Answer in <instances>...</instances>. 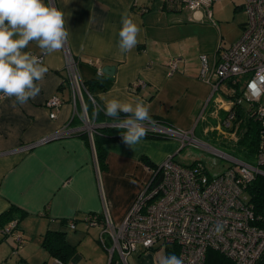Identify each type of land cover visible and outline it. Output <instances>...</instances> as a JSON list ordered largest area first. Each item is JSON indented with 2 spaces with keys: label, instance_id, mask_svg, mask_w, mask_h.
<instances>
[{
  "label": "crops",
  "instance_id": "obj_1",
  "mask_svg": "<svg viewBox=\"0 0 264 264\" xmlns=\"http://www.w3.org/2000/svg\"><path fill=\"white\" fill-rule=\"evenodd\" d=\"M225 1L236 2L212 0L210 10L214 4L222 6ZM52 3L64 12L70 36L62 50L52 54L41 52L34 42L25 49L48 67L39 95L15 107L14 98L0 96V214L16 206L22 211L18 233L24 228L32 237L43 238L47 230L64 231L76 253L82 241L95 238L100 243L98 224L103 216L107 214L117 224L123 221L153 170L169 155L176 161V153L182 149L180 142L176 138L146 135L139 144L128 148L121 141L123 131L110 127H100L92 138L82 131L35 142L66 125L80 126L84 113L90 120H111L103 111L93 115L97 105L103 109L102 97L120 100L139 97L150 106L151 118L179 130L194 132L200 122L217 121L210 116L215 108L214 99L208 102L212 88L199 76L200 55H205L212 67L222 46L209 38L216 21L214 12L211 10L208 18L205 8L169 10L163 0H52ZM241 4L242 0L235 4L234 10L243 11ZM125 12L140 25L141 33L137 46L122 54L118 50V33ZM243 23L237 36L223 47L240 36ZM64 48L77 61L83 82H98L92 93L86 88L74 94L67 80ZM172 60L174 68L170 65ZM105 65L114 66L112 79L102 73ZM228 86V83L220 86L218 99L228 97ZM53 95L60 97L62 103L51 118L45 102ZM242 107L245 110L246 106ZM97 146L104 151L103 161L98 157ZM195 161L202 162L198 159L187 164L176 162L189 165ZM91 214L98 215L96 225L87 224L86 218ZM28 248L24 238L19 248L18 244L14 247L5 240L0 243V259L14 256L16 264L27 263ZM38 248L49 253L42 243ZM14 249L16 253H12ZM75 253L71 261L76 263ZM154 255L151 251L141 255L136 252L130 258L137 264H145L144 259L151 257L146 264H152Z\"/></svg>",
  "mask_w": 264,
  "mask_h": 264
},
{
  "label": "built area",
  "instance_id": "obj_2",
  "mask_svg": "<svg viewBox=\"0 0 264 264\" xmlns=\"http://www.w3.org/2000/svg\"><path fill=\"white\" fill-rule=\"evenodd\" d=\"M163 1L169 7L180 4L178 7L181 9L193 11L205 8L208 18H211L212 0ZM241 5L246 18L240 36L218 51L212 67H209L206 56L200 55L199 76L212 88L208 102L214 99L215 108L210 116L217 119L215 126L204 127V132L214 130L236 142L237 123L240 122L236 120L237 111L239 106L245 105L246 115L258 127L253 161H244L199 141L194 137L193 130H179L151 118L155 123L147 126V134L176 138L180 148L187 143L202 146L225 158L227 164L218 173L210 175L200 161L182 165L173 159V155H169L153 170L149 182L122 222L114 223L104 214L100 224L98 215L87 216V224L99 223L101 226L99 240L108 253L107 264H130L133 253L141 255L148 251L155 253L152 264H160L166 257L167 245L174 249L171 255L181 257L184 264H204L208 248L219 250L236 264H255L264 254V225H261L264 223V210L255 209L247 192L254 178L264 175V103L261 102L264 95V0H242ZM64 55L68 83L75 95L80 94L86 90V86L79 75L77 61L67 48H64ZM170 65L174 68L175 61L172 60ZM97 72L101 74L100 69ZM223 83L229 85L228 97L221 100L218 98ZM61 103L62 99L56 95L46 100L51 118L56 116ZM111 118L98 122L90 120L84 113L80 126L66 125L35 143L82 131L92 138L100 127L124 131L119 126L124 116ZM202 118L205 119V116ZM218 223L225 225L220 235L214 232ZM0 231L4 235H13L18 248L23 244V237L17 232L16 220L8 222ZM16 252V249L12 251ZM53 264L76 263L54 257Z\"/></svg>",
  "mask_w": 264,
  "mask_h": 264
},
{
  "label": "clouds",
  "instance_id": "obj_3",
  "mask_svg": "<svg viewBox=\"0 0 264 264\" xmlns=\"http://www.w3.org/2000/svg\"><path fill=\"white\" fill-rule=\"evenodd\" d=\"M140 25L127 12L122 14L118 36L120 53L131 52L140 42ZM70 31L62 10L48 0H0V94L14 98L12 106L24 105L35 99L42 88L48 67L40 57L25 51L34 42L41 52L52 54L62 50L68 42ZM103 109L97 108L93 115L103 111L105 115L120 119L122 144L128 148L139 144L147 135L148 125L154 121L150 106L139 97L131 100L102 97ZM225 225L218 223L214 232L220 235ZM160 264H184L175 254L164 257Z\"/></svg>",
  "mask_w": 264,
  "mask_h": 264
},
{
  "label": "rangeland",
  "instance_id": "obj_4",
  "mask_svg": "<svg viewBox=\"0 0 264 264\" xmlns=\"http://www.w3.org/2000/svg\"><path fill=\"white\" fill-rule=\"evenodd\" d=\"M241 2V0H236L235 4ZM235 4L225 1V4L222 6L214 4L211 8L214 12V20L216 21L215 30L209 31L211 34L209 38L216 42L218 46H225L224 44L228 40L234 39L237 36V32L240 29V24L245 21V15L241 9L234 10ZM186 9V8H184ZM215 12H220L221 15H217ZM261 102L264 103V95L261 97ZM216 124V120L209 119L205 122H200L194 129L193 135L199 141L208 144L215 149H218L222 152L229 153L234 156H242L236 149V142L224 138L219 135L217 131L210 130L208 133L204 132V127H213ZM240 125V122L237 123ZM238 134V133H237ZM254 157V155H253ZM194 159L201 160L205 167L207 168L210 175H213L220 171L227 160L217 154H214L209 149H206L202 146L196 144H186L180 151L176 153V161L187 164L193 161ZM254 159V158H253ZM253 161V160H252ZM33 225H30L32 228ZM19 231V230H18ZM68 231L74 232L72 229ZM24 238V244L28 245V253H30V258L27 259L28 264H53V258L50 254H46L44 249L39 250L38 246L42 243V238H39L38 235L31 236V233L25 232L24 228L20 230V233ZM5 236L3 239L2 237ZM3 239V240H2ZM80 243L79 240H76L79 244L75 256L78 255L76 264H107L108 262V253L104 247L97 241V239L92 238ZM13 243L14 247L17 246L16 241H13L14 238L12 235H4L0 231V243L5 242ZM109 244V241H107ZM9 256V255H8ZM17 257L11 256L7 257L4 260L0 259V264H16ZM151 257L145 258L143 263H148ZM3 260V261H1ZM130 264H137L134 259H129Z\"/></svg>",
  "mask_w": 264,
  "mask_h": 264
},
{
  "label": "trees",
  "instance_id": "obj_5",
  "mask_svg": "<svg viewBox=\"0 0 264 264\" xmlns=\"http://www.w3.org/2000/svg\"><path fill=\"white\" fill-rule=\"evenodd\" d=\"M165 4V3H164ZM180 4H178L179 6ZM169 10H181L180 7H169L165 4ZM98 85L97 81L85 82L87 90L92 93L93 86ZM122 115V114H120ZM237 121H240L238 129V140L236 141V150L242 155L238 158L252 162L253 155L256 152L257 147V124L254 120L246 115L242 106L238 107ZM148 136H157L154 134H147ZM97 154L101 161L104 160V151L100 146H97ZM247 192L250 196V200L254 203V207L257 211L264 210V175H257L254 180L249 184ZM22 218V211L16 206H10L7 210L0 214V230L8 222L16 220L18 223ZM261 225H264L262 223ZM42 245L47 249L52 257L60 258L63 261H70L73 257L76 248L71 245L65 237L64 231L59 230H47L42 238ZM174 252L173 247L166 246V256L171 255ZM204 264H236L231 258L226 256L219 250L208 248L205 255ZM255 264H264V254L256 261Z\"/></svg>",
  "mask_w": 264,
  "mask_h": 264
},
{
  "label": "water",
  "instance_id": "obj_6",
  "mask_svg": "<svg viewBox=\"0 0 264 264\" xmlns=\"http://www.w3.org/2000/svg\"><path fill=\"white\" fill-rule=\"evenodd\" d=\"M102 73L104 75H106L108 78L112 79L113 73H114V66H112V65H105V66H103Z\"/></svg>",
  "mask_w": 264,
  "mask_h": 264
}]
</instances>
